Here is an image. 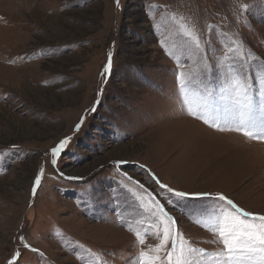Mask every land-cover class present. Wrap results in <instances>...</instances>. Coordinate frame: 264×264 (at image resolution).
<instances>
[{"label":"rangeland","instance_id":"rangeland-1","mask_svg":"<svg viewBox=\"0 0 264 264\" xmlns=\"http://www.w3.org/2000/svg\"><path fill=\"white\" fill-rule=\"evenodd\" d=\"M234 75L258 102L264 0H0V264L17 251L14 264H137L163 227L153 197L204 264H222L204 226L229 207L216 193L264 215V141L229 130ZM209 84L213 112L230 110L224 130L198 118ZM162 184L212 196L178 198Z\"/></svg>","mask_w":264,"mask_h":264},{"label":"snow or ice","instance_id":"snow-or-ice-1","mask_svg":"<svg viewBox=\"0 0 264 264\" xmlns=\"http://www.w3.org/2000/svg\"><path fill=\"white\" fill-rule=\"evenodd\" d=\"M119 4V0H117ZM246 7V6H243ZM184 35L189 37L197 48L200 47V39L194 31L188 29L185 25H180ZM233 51V49H229ZM112 67L111 53H109L108 64L105 71L108 72ZM212 65H205L202 75L207 80L208 74L211 72ZM231 72L232 69L230 68ZM184 73H180V86L183 88L185 81L183 80ZM251 84L246 76L234 75L226 85V91L230 94L234 93V127L229 130L242 133L251 140L264 141V90L260 92L259 101H255L254 96L249 89ZM205 96L203 97L204 114L199 115V119L205 124H211L212 127L220 128L219 120L222 115L227 119L229 109H225L224 113L219 111L213 112V90L209 85L205 86ZM186 105H189V112L193 116H197V112L191 110L190 103L187 99L184 100ZM93 107L92 111H95ZM206 116H210L206 118ZM83 117L76 125L78 131L83 123ZM70 137H65L53 148L50 149L54 159L59 155L69 143ZM123 161H116L119 166ZM43 169H41V173ZM63 175V173H61ZM41 177H36V185H39ZM67 179H81V177H67ZM167 189L169 193L178 198H202L211 197L210 192H187L177 191L170 188L166 184L161 185ZM35 192V187L33 188ZM215 198L229 206L227 209L219 206L214 212H209L205 217L206 228H210L219 238L223 247L219 251L211 253L214 259L221 260L222 264H264V215L246 212L243 208L237 206L233 200L229 199L223 193H216ZM148 210L152 217L156 220L157 225H163L162 230L157 227L155 235L159 238V243L150 247L148 250H141L137 257V264H204L203 256L205 250L192 247L184 238V235L174 228L176 224L175 218L165 210L164 205L156 201L155 198H150ZM137 241L140 245H144L147 234L135 233ZM23 239V238H21ZM170 245V247H169ZM25 247L29 245L25 244ZM35 251V250H34ZM199 254V255H197ZM20 252L17 251L12 255L8 264H14Z\"/></svg>","mask_w":264,"mask_h":264},{"label":"bare ground","instance_id":"bare-ground-1","mask_svg":"<svg viewBox=\"0 0 264 264\" xmlns=\"http://www.w3.org/2000/svg\"><path fill=\"white\" fill-rule=\"evenodd\" d=\"M201 126H203V125H201ZM244 172V171H243Z\"/></svg>","mask_w":264,"mask_h":264}]
</instances>
